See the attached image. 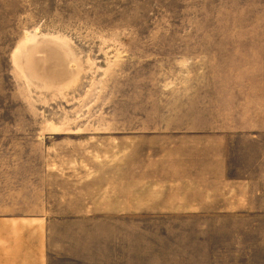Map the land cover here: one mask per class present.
Returning a JSON list of instances; mask_svg holds the SVG:
<instances>
[{"label":"rangeland","instance_id":"374dc122","mask_svg":"<svg viewBox=\"0 0 264 264\" xmlns=\"http://www.w3.org/2000/svg\"><path fill=\"white\" fill-rule=\"evenodd\" d=\"M260 85L264 0H0V216L56 219L51 264H191L177 156Z\"/></svg>","mask_w":264,"mask_h":264},{"label":"crops","instance_id":"0c3cea01","mask_svg":"<svg viewBox=\"0 0 264 264\" xmlns=\"http://www.w3.org/2000/svg\"><path fill=\"white\" fill-rule=\"evenodd\" d=\"M217 99L224 114L199 116L198 141L192 134L193 146L177 156L174 212L190 221L191 264H264V85ZM50 216H0V264H51Z\"/></svg>","mask_w":264,"mask_h":264},{"label":"bare ground","instance_id":"6f19581e","mask_svg":"<svg viewBox=\"0 0 264 264\" xmlns=\"http://www.w3.org/2000/svg\"><path fill=\"white\" fill-rule=\"evenodd\" d=\"M27 34V33H26ZM33 38V37H32ZM33 39H29V41H32Z\"/></svg>","mask_w":264,"mask_h":264}]
</instances>
